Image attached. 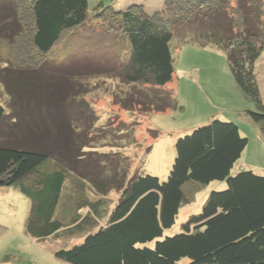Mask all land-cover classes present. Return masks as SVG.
Wrapping results in <instances>:
<instances>
[{
  "label": "trees",
  "instance_id": "trees-1",
  "mask_svg": "<svg viewBox=\"0 0 264 264\" xmlns=\"http://www.w3.org/2000/svg\"><path fill=\"white\" fill-rule=\"evenodd\" d=\"M26 1L29 26L18 19L17 3L11 8L16 24L0 7V40L13 45L17 37L28 38L41 60L37 70L26 67V77L7 81L8 69L0 75L8 97L6 104L0 101V187L14 186L29 199L25 233L37 240L80 239L51 249L68 264H264V171L232 173L248 143L236 120L211 117L178 136L164 180L129 176L126 156L87 150L92 145L83 140L97 117L77 108L81 86L107 71L92 69L96 64L84 56L55 64L68 55L73 31L98 23L126 43L115 71L134 92L117 94L116 104L148 113L177 106L165 88L174 75L173 49L216 47L237 88L254 104L246 114L264 146V104L255 72L264 50V0H162L152 13L141 4L117 9L98 2L91 14L89 0ZM214 181L226 187L211 190L199 212L188 214L173 233L179 210L189 203L186 186L199 190ZM84 182L93 188L88 196ZM112 189L119 197L110 207L104 196Z\"/></svg>",
  "mask_w": 264,
  "mask_h": 264
},
{
  "label": "rangeland",
  "instance_id": "rangeland-1",
  "mask_svg": "<svg viewBox=\"0 0 264 264\" xmlns=\"http://www.w3.org/2000/svg\"><path fill=\"white\" fill-rule=\"evenodd\" d=\"M15 3L19 5L18 9H15V13L19 15L18 19L29 26L30 16L26 0H0V7L12 18L10 21L16 24L14 18L17 16L11 11ZM96 3L97 0L88 1L90 14ZM69 39V53L61 60L55 61L58 67L68 63L71 57L84 56L96 64L94 67H97L92 69L100 68L109 72H105L107 75L90 76L81 86L83 102L79 103L77 108H82L80 111L84 114L92 112L97 117L96 126H92L86 134L82 133L86 136L83 140L92 145L87 150L107 154L118 152L130 161L129 176L137 172L164 180L173 162L176 138L205 124L211 117H225L236 120L241 133L248 139L246 147L233 166L232 173L240 168L259 173L264 171L263 141L257 127L249 121L246 114L247 110L254 109V104L237 88L225 54L220 49L194 44H186L178 50L173 49L174 75L165 88L172 92L177 106L169 107L165 111L153 110L143 113L137 108H134V112L122 109L115 102L117 94L127 93V90L134 92L133 88L122 82L115 71L118 69L116 66L120 64L119 54L126 49L125 40L115 33L106 32L95 22L88 27L76 29ZM27 40L28 38L17 37L13 45H6V42L0 40V69L6 67L2 73L0 71V75L10 72L9 76H5L7 81L26 77L28 66H33L36 70L39 67L40 57ZM175 43L177 44L173 39L172 48ZM255 72L261 80L264 79V50L255 62ZM7 99L0 83V101L6 104ZM85 105L88 109L84 108ZM61 108L64 109L62 105ZM155 131L158 136L154 135ZM65 163L67 167L78 166L74 162ZM84 183V194L88 196L93 188L88 182ZM225 187V183L218 181L211 182L199 190L195 186H186L189 203L179 210L171 231L178 232L180 224L188 214L199 212L211 190ZM104 197L114 206L119 191L112 189ZM28 210L29 199L16 187H0V258L3 254H11L16 258L13 264H68L55 258L46 248L49 251L68 248L80 239L49 237L45 239L44 244L33 242L24 230ZM79 211L85 214L87 209L82 208Z\"/></svg>",
  "mask_w": 264,
  "mask_h": 264
},
{
  "label": "crops",
  "instance_id": "crops-1",
  "mask_svg": "<svg viewBox=\"0 0 264 264\" xmlns=\"http://www.w3.org/2000/svg\"><path fill=\"white\" fill-rule=\"evenodd\" d=\"M98 2H101L102 4L113 3L114 7L117 9H123L127 5L132 4V3L141 4V5H143V7L147 13L154 12L155 10L159 9L161 7V4H162V0H97V3ZM257 79H258V84H259L260 93H261V97H262V102L264 104V79L261 80L258 76H257ZM110 207H112L111 204H110ZM99 222L102 223L103 220H100ZM32 239H33V242H37V243L43 242L42 244H44V242H45V240L41 241V240H37L35 238H32ZM46 250L50 254H52V252L49 251L47 248H46ZM15 259H16L15 256L13 257V256H11V254H3L0 258V264H13L12 262Z\"/></svg>",
  "mask_w": 264,
  "mask_h": 264
}]
</instances>
